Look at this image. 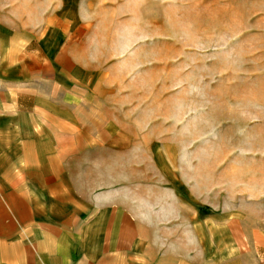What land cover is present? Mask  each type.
<instances>
[{
    "label": "crops",
    "instance_id": "1",
    "mask_svg": "<svg viewBox=\"0 0 264 264\" xmlns=\"http://www.w3.org/2000/svg\"><path fill=\"white\" fill-rule=\"evenodd\" d=\"M117 1L0 21V264H264V228L179 190L154 209L137 190L126 159L153 147L128 122V87L147 64L111 42L101 17Z\"/></svg>",
    "mask_w": 264,
    "mask_h": 264
},
{
    "label": "rangeland",
    "instance_id": "2",
    "mask_svg": "<svg viewBox=\"0 0 264 264\" xmlns=\"http://www.w3.org/2000/svg\"><path fill=\"white\" fill-rule=\"evenodd\" d=\"M114 4V18L101 17L121 32V40L111 42L122 49L136 44L131 64H147L128 87V122L150 130L153 147L147 159L139 147L126 159L137 161V190L154 209L166 192L179 190L189 206L201 199L218 214L264 228V0ZM50 6L51 0H0V21ZM167 203L168 224H176L178 201Z\"/></svg>",
    "mask_w": 264,
    "mask_h": 264
}]
</instances>
